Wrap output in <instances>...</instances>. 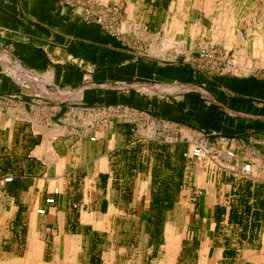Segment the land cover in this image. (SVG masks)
Listing matches in <instances>:
<instances>
[{
  "label": "crops",
  "instance_id": "crops-1",
  "mask_svg": "<svg viewBox=\"0 0 264 264\" xmlns=\"http://www.w3.org/2000/svg\"><path fill=\"white\" fill-rule=\"evenodd\" d=\"M61 1L0 0V264H264V0Z\"/></svg>",
  "mask_w": 264,
  "mask_h": 264
},
{
  "label": "built area",
  "instance_id": "built-area-1",
  "mask_svg": "<svg viewBox=\"0 0 264 264\" xmlns=\"http://www.w3.org/2000/svg\"><path fill=\"white\" fill-rule=\"evenodd\" d=\"M61 4L65 7L70 8H81V13L79 14L80 20L84 22H96L100 24L106 31L109 33L117 34L119 32V23L123 20V12L120 6L113 5L106 7L98 4L94 0H62ZM200 59L204 65H209L212 68H224L226 63L222 64L219 58H215L213 52L202 48L200 50ZM8 98L0 96V111L4 109L6 101ZM114 107L102 108L96 111L99 114L101 120H106L108 117L112 116H126L127 113L115 110ZM184 157L201 159L208 156L207 148L200 142H192L190 150H187L183 153ZM226 156L232 158L234 156L232 151H227ZM216 166L221 167L223 170L228 172L231 176L234 177H247L252 172V164L250 162L244 163L243 165H238L237 163L231 164L227 162H216ZM12 180L11 175L4 176L0 178V183H5ZM46 203H54L53 197L46 198ZM38 214H44L45 210L39 208L36 210Z\"/></svg>",
  "mask_w": 264,
  "mask_h": 264
},
{
  "label": "trees",
  "instance_id": "trees-1",
  "mask_svg": "<svg viewBox=\"0 0 264 264\" xmlns=\"http://www.w3.org/2000/svg\"><path fill=\"white\" fill-rule=\"evenodd\" d=\"M160 203V202H159Z\"/></svg>",
  "mask_w": 264,
  "mask_h": 264
}]
</instances>
